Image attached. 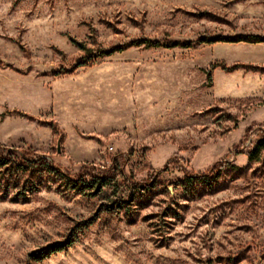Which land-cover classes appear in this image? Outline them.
Instances as JSON below:
<instances>
[{"label": "rangeland", "instance_id": "1", "mask_svg": "<svg viewBox=\"0 0 264 264\" xmlns=\"http://www.w3.org/2000/svg\"><path fill=\"white\" fill-rule=\"evenodd\" d=\"M237 36L264 0H0V154L47 163L0 200V264H264V41Z\"/></svg>", "mask_w": 264, "mask_h": 264}, {"label": "trees", "instance_id": "2", "mask_svg": "<svg viewBox=\"0 0 264 264\" xmlns=\"http://www.w3.org/2000/svg\"><path fill=\"white\" fill-rule=\"evenodd\" d=\"M222 41L227 42H236V41H245L250 43H256V42H262L264 41V38L259 36H237L234 38H221ZM204 41V40H201ZM219 66L221 69L225 71H231L234 69H237L239 67H248L244 66L242 64H234L230 67H227L223 63H214L212 64V67ZM207 74V80H211V72L210 70H206ZM51 127L53 129L54 133L59 134V130L56 125L51 124ZM59 139H61V135H59ZM3 146L0 145V150H3ZM257 148V147H255ZM47 165L44 158H28L26 156L22 157L20 162L17 163L14 160L13 152L12 151H6L5 154H0V200L6 199L9 189H16L13 195H11L8 199L13 202L19 201V197L22 195L21 201H26V191H33L34 189H37L36 186L33 184L32 180H30L31 176L34 173V168L37 167H45ZM214 164L208 169V171L204 173H190V172H184L182 181H181V187L182 190H186L188 186L195 182H205L208 177V172L214 168ZM88 173V172H86ZM27 176H26V175ZM91 180L88 183L83 182L82 179H79V182L76 181L75 183H79L80 185H84L85 187H90L92 185L93 181H100L103 180L104 183H107V180L103 178V176L99 175H90ZM33 185L35 188H33ZM61 250L60 247H55L47 250L46 252L41 253L38 258L47 257L51 253H55L57 251Z\"/></svg>", "mask_w": 264, "mask_h": 264}]
</instances>
